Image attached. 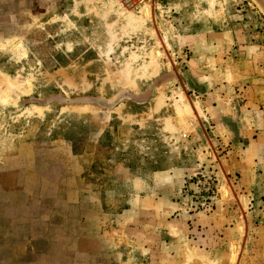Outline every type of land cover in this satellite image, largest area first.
<instances>
[{"label": "rangeland", "instance_id": "1", "mask_svg": "<svg viewBox=\"0 0 264 264\" xmlns=\"http://www.w3.org/2000/svg\"><path fill=\"white\" fill-rule=\"evenodd\" d=\"M0 72V264H264V0H0Z\"/></svg>", "mask_w": 264, "mask_h": 264}, {"label": "crops", "instance_id": "2", "mask_svg": "<svg viewBox=\"0 0 264 264\" xmlns=\"http://www.w3.org/2000/svg\"><path fill=\"white\" fill-rule=\"evenodd\" d=\"M241 15L243 16L244 14L242 13ZM229 31L231 33V36L234 38L235 35H234L233 30H229ZM218 33H220V32H218ZM243 60H245V59H243ZM200 65H202V64L199 63L198 66H200ZM198 84L196 86H192V89L195 90L194 92L198 93V96H195V97H203V98L200 99V101L204 104V107L210 106V107H212L214 109L215 116H216V124L214 126L215 127L216 126H219V127L221 126L224 129L225 132H227V133L231 132V133L236 134L237 138H239V137H242L243 139L246 138L247 137L245 135L246 126H244V124L241 125L238 122H235V125H236L235 128H234V126H235L234 124L233 125H227L226 127L223 125L225 123V121L230 120L231 117L226 115V113H222L224 111H222V109H219L217 107V101H216L215 97H221V98H224V97H232V98L233 97H251V99L247 98L245 100L244 103L246 104V103H248V101L254 100V97H256L254 94H252L253 92H252V89H251V87H252L251 84H248V85L246 84L245 85L244 93H240V92L237 93L236 89H238V88H235V85L229 86L227 83H224V82H222L221 84H219L218 82H213L210 85L209 83L202 82V81L199 80ZM231 87H232V91L230 90ZM247 90L252 92V93L248 94ZM258 97H260V96H258ZM248 108H249V110H251L250 107H248ZM261 111L264 112V105L263 104L261 105ZM252 114L255 117L254 113H252ZM232 120L237 121V119H234V118ZM252 129L254 131H256V127L255 126L252 127ZM258 132H261V130H259ZM238 143H239V141L237 142V144ZM76 170H78V171H76V173H79V169H76ZM256 181L259 183V187L260 188H262V187L264 188V183L261 181V179H259V178L257 179L256 178L255 180H253V182H256ZM253 182H252V185L250 187L255 188L254 185H256V184L255 183L253 184ZM246 189H247V187L244 186L243 189H241V190H246ZM254 211H255V209H250V212L253 213Z\"/></svg>", "mask_w": 264, "mask_h": 264}, {"label": "bare ground", "instance_id": "3", "mask_svg": "<svg viewBox=\"0 0 264 264\" xmlns=\"http://www.w3.org/2000/svg\"><path fill=\"white\" fill-rule=\"evenodd\" d=\"M150 10H151V7L149 5H147V4L142 7L141 14H142V17L144 19H146L149 16ZM152 54L154 56H156V57H160V56H162L163 52H162V50L160 48H156V49L153 50ZM151 64L154 66V73L157 72L158 66H157L156 62L152 61ZM26 82H27L28 86L31 85L29 81H26ZM17 83L18 82L16 81L15 78H12L8 74H3V73L0 72V103L3 104V103L7 102L8 97H9L8 96V92L11 91L12 89H17L18 86H19V85L17 86ZM179 101L181 102V104L177 103L176 111H177V114H178V116L180 118V123H182V125L184 127H188L189 123L194 118L190 114L189 107L184 102H182V100H179ZM223 194L224 195L226 194L225 190H223ZM238 229H239L238 231L242 234L243 233V225L239 224L238 225ZM235 258H236L235 257V252L232 251L231 256H230L231 262H234Z\"/></svg>", "mask_w": 264, "mask_h": 264}, {"label": "flooded vegetation", "instance_id": "4", "mask_svg": "<svg viewBox=\"0 0 264 264\" xmlns=\"http://www.w3.org/2000/svg\"><path fill=\"white\" fill-rule=\"evenodd\" d=\"M248 4H250V3H248ZM252 7V6H251ZM192 91H195L194 89L192 90ZM198 94V93H197ZM202 105H203V107H204V104L203 103H201ZM207 107H210V106H207ZM212 108V107H211ZM229 116V115H228ZM234 122H233V124H235V122H237V121H235V120H233Z\"/></svg>", "mask_w": 264, "mask_h": 264}]
</instances>
